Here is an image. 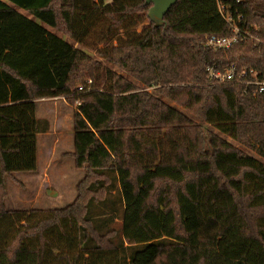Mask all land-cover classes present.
<instances>
[{"label": "trees", "instance_id": "16d2710c", "mask_svg": "<svg viewBox=\"0 0 264 264\" xmlns=\"http://www.w3.org/2000/svg\"><path fill=\"white\" fill-rule=\"evenodd\" d=\"M218 5L252 38L205 47L231 35ZM149 8L0 0V189L37 170L44 98L77 103L71 156L85 171L63 208L0 205V264H264V163L237 147L264 161V96L206 74L264 72V1L176 0L159 27Z\"/></svg>", "mask_w": 264, "mask_h": 264}, {"label": "rangeland", "instance_id": "374dc122", "mask_svg": "<svg viewBox=\"0 0 264 264\" xmlns=\"http://www.w3.org/2000/svg\"><path fill=\"white\" fill-rule=\"evenodd\" d=\"M20 11L24 13L23 10ZM48 30L53 31L51 28ZM59 35L70 41L60 33ZM80 48L106 67L122 73L114 65L100 60L90 49ZM122 75L127 77L126 74ZM76 106V102L66 98H44L37 101L36 116L49 122L48 132L37 136V170L5 177L4 185L0 189V205L4 209H55L63 208L74 202L77 195V184L85 174L84 170L75 167L71 156L73 114ZM228 142L236 145L230 139ZM237 147L264 163L255 153L242 146L237 145ZM123 211L119 208L118 218L110 225V228H121Z\"/></svg>", "mask_w": 264, "mask_h": 264}, {"label": "built area", "instance_id": "2783aa9c", "mask_svg": "<svg viewBox=\"0 0 264 264\" xmlns=\"http://www.w3.org/2000/svg\"><path fill=\"white\" fill-rule=\"evenodd\" d=\"M219 11L222 13L223 18L229 25L231 35L225 37H216L207 35L204 39V46L212 50H227L233 44L240 41V39L252 38L250 33L241 31L235 24L234 19L229 14L222 12V7L219 6ZM239 20V16L237 17ZM264 44V42H263ZM208 80L212 84H233L239 85L244 89V93L250 94L253 97L264 96V72L247 67H238L234 63L223 68L216 66H209L206 68ZM90 83V82H89ZM79 86L78 90H82Z\"/></svg>", "mask_w": 264, "mask_h": 264}, {"label": "water", "instance_id": "95a60500", "mask_svg": "<svg viewBox=\"0 0 264 264\" xmlns=\"http://www.w3.org/2000/svg\"><path fill=\"white\" fill-rule=\"evenodd\" d=\"M176 0H145L146 5H150L147 17L155 26L163 24L164 16L175 4Z\"/></svg>", "mask_w": 264, "mask_h": 264}]
</instances>
